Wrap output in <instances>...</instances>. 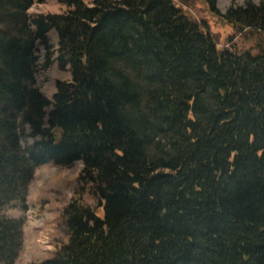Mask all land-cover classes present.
I'll list each match as a JSON object with an SVG mask.
<instances>
[{
	"label": "trees",
	"instance_id": "trees-1",
	"mask_svg": "<svg viewBox=\"0 0 264 264\" xmlns=\"http://www.w3.org/2000/svg\"><path fill=\"white\" fill-rule=\"evenodd\" d=\"M57 1L0 0V264L24 243L4 210H28L39 166L79 161L67 241L29 264H264V0ZM198 3L260 51L220 47ZM42 48L71 72L52 98Z\"/></svg>",
	"mask_w": 264,
	"mask_h": 264
},
{
	"label": "rangeland",
	"instance_id": "rangeland-1",
	"mask_svg": "<svg viewBox=\"0 0 264 264\" xmlns=\"http://www.w3.org/2000/svg\"><path fill=\"white\" fill-rule=\"evenodd\" d=\"M85 1L92 3L94 0ZM174 1L180 3L179 0ZM250 1L260 4L262 0H218V6L223 12H226L233 5H244ZM66 8V5L61 4L57 0H46L44 3L36 2L29 12L32 15L60 13L66 10ZM184 8L193 17L209 21L210 29L216 34L220 47L233 48L239 52L251 50L257 53L260 51L254 39L248 38L243 34H237L231 27L219 26L215 20L211 19L207 5L198 3L194 8L187 6H184ZM51 41H53L52 38ZM44 55L45 51L42 48L41 64L37 78L42 87L46 86L45 91L50 95L53 86L56 85V81L68 78L69 72L62 71L58 66L54 65H51L49 68H43ZM27 131H30V129L28 128ZM27 142L33 143L34 139L24 137L22 144L25 145ZM82 167L81 161L76 162L68 168L58 167L52 162L39 166L36 169L31 184H33V195L36 197L39 192L45 203H42L36 197V201H33L27 211H23L17 206L13 207L14 204L4 210V214L10 218L23 217L25 219L24 243L15 264H29L41 259H49L53 257L57 246L67 241L66 225L62 212L79 184L78 176ZM86 198L91 204L97 203L96 198L89 193L86 195ZM45 204L48 205L46 207L48 211L43 213L42 209L45 207ZM16 213L19 215L14 216ZM45 215L52 216L49 226L46 227L43 224Z\"/></svg>",
	"mask_w": 264,
	"mask_h": 264
},
{
	"label": "crops",
	"instance_id": "crops-1",
	"mask_svg": "<svg viewBox=\"0 0 264 264\" xmlns=\"http://www.w3.org/2000/svg\"><path fill=\"white\" fill-rule=\"evenodd\" d=\"M51 38L53 39V41H51V44H53L55 47H58V37H57V34H56L55 30H52V31L50 32V40H51ZM52 65H54V66H58L56 62H54ZM66 72H69V77L66 78V79H70V78H71V72H70V71H66ZM45 88H46V86H43V87H42V90H43L44 93H46ZM55 92H56V85L53 86V89L51 90V94L49 95V94L46 93V95H47L49 98H52ZM40 189H41V188H40ZM38 191H40V190H38ZM40 193H41V192H40ZM36 194H37V193H36ZM36 197H38L39 200L42 201V203H45V201H44L42 195L39 194V192H38V194H37ZM36 197H35V195H33V184H31L30 189H29V196H28V204H29V208H30V205L33 203V201H34V200L36 201ZM39 200H38V201H39ZM47 206H48V205L45 204V207H43V209H42L43 213L48 211V210H46V207H47ZM17 215H19V214H18V213L14 214V216H17ZM51 217H52V216H51ZM51 217L45 215L44 222H43L44 227L49 226V223H50V221H51ZM30 233H31V232H30ZM41 260H43V259H41Z\"/></svg>",
	"mask_w": 264,
	"mask_h": 264
}]
</instances>
